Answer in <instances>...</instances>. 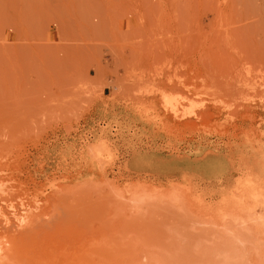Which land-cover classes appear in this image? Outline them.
<instances>
[{
	"label": "rangeland",
	"instance_id": "1",
	"mask_svg": "<svg viewBox=\"0 0 264 264\" xmlns=\"http://www.w3.org/2000/svg\"><path fill=\"white\" fill-rule=\"evenodd\" d=\"M0 264H264V0H0Z\"/></svg>",
	"mask_w": 264,
	"mask_h": 264
},
{
	"label": "bare ground",
	"instance_id": "2",
	"mask_svg": "<svg viewBox=\"0 0 264 264\" xmlns=\"http://www.w3.org/2000/svg\"><path fill=\"white\" fill-rule=\"evenodd\" d=\"M12 227V226H11ZM4 228V227H3Z\"/></svg>",
	"mask_w": 264,
	"mask_h": 264
}]
</instances>
